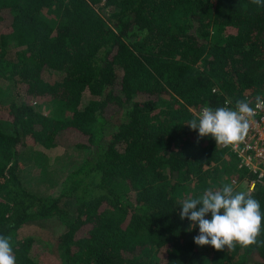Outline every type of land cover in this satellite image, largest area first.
Wrapping results in <instances>:
<instances>
[{
    "label": "trees",
    "instance_id": "16d2710c",
    "mask_svg": "<svg viewBox=\"0 0 264 264\" xmlns=\"http://www.w3.org/2000/svg\"><path fill=\"white\" fill-rule=\"evenodd\" d=\"M257 96L252 0H0V235L16 264H264V228L216 250L179 215L182 199L256 175L199 138L193 108ZM64 131L90 149L71 171L49 161ZM250 191L264 212V177Z\"/></svg>",
    "mask_w": 264,
    "mask_h": 264
},
{
    "label": "clouds",
    "instance_id": "9594fccd",
    "mask_svg": "<svg viewBox=\"0 0 264 264\" xmlns=\"http://www.w3.org/2000/svg\"><path fill=\"white\" fill-rule=\"evenodd\" d=\"M258 6H264V0H252ZM226 106L202 107L193 112L188 121L191 129L197 130L199 138L211 135L217 145H236L248 136L251 119L256 110L264 108V98H255V108L251 101L240 99L235 102V109ZM182 210L179 215L192 222V227L199 225V234L194 237L198 246L211 245L216 250L234 248L238 243L248 247L258 243V236L264 228V212L260 202L251 191L236 190L233 184H224L222 188H209L196 198H185L179 203ZM211 218H206L208 214ZM264 243V242H260ZM0 264H16L11 237L0 235Z\"/></svg>",
    "mask_w": 264,
    "mask_h": 264
},
{
    "label": "built area",
    "instance_id": "2783aa9c",
    "mask_svg": "<svg viewBox=\"0 0 264 264\" xmlns=\"http://www.w3.org/2000/svg\"><path fill=\"white\" fill-rule=\"evenodd\" d=\"M263 98V97H262ZM227 106L235 109V104L226 101ZM223 104L222 106H226ZM255 108V101L251 102ZM203 105L198 108H193L194 112H198ZM215 109V108H213ZM234 152L241 159V165L248 167L256 173L255 177L248 182V189L252 190L256 187L264 177V108L256 110L255 116L251 119V127L245 141L239 143L235 148L231 145H220Z\"/></svg>",
    "mask_w": 264,
    "mask_h": 264
},
{
    "label": "rangeland",
    "instance_id": "374dc122",
    "mask_svg": "<svg viewBox=\"0 0 264 264\" xmlns=\"http://www.w3.org/2000/svg\"><path fill=\"white\" fill-rule=\"evenodd\" d=\"M8 19H6L4 21L3 25H7L8 23ZM74 133L71 131H64L63 133L61 132L60 134H58L57 136V140L60 141V146H56L55 148H53L49 153V161L52 164L53 167H55L56 169L58 168H62L64 169L63 171H71L74 168H76L78 166V162H80L81 160H84L85 158L88 157L89 153V148H82V147H77L76 145H74V141L77 139H81V136L76 134L73 135ZM70 139H73V143L72 145H70L71 143H68L67 141H70ZM67 144H69V146H67ZM39 150H42L41 147H38ZM92 155V153H91ZM40 156V154L37 153V157ZM42 156V155H41ZM36 157V158H37ZM36 163L39 165V159H36ZM34 159L32 160V162L35 161ZM36 168L39 167H34L32 170H35ZM36 175H39V173H34L33 174V178H36ZM231 181L234 183V186H238L237 183H235V179H231ZM39 182H37L38 184ZM45 185V183H44ZM243 186V190H248V188L245 186V184H240L238 187ZM42 188H44L43 186H41ZM61 227L58 225V227L56 226L54 229H56L57 231L60 229ZM37 229V228H36ZM34 228V226L27 228L26 230H24V232H34L36 230ZM36 234V239L39 240L40 243H50L52 247V238H47L46 236H44L45 238H40V234L39 233H34ZM54 234V232L52 233V235ZM43 237V235H42ZM53 237V236H52ZM47 239V240H46ZM49 244V245H50ZM41 246V245H40ZM41 251V249L38 247H36L35 249H33L32 253L38 255L39 252ZM50 256H52V251L50 253ZM47 259V258H46ZM59 260V257H58ZM60 261V260H59ZM60 264H62L60 262Z\"/></svg>",
    "mask_w": 264,
    "mask_h": 264
}]
</instances>
